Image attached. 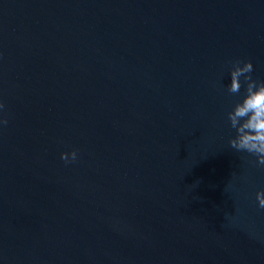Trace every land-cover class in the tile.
<instances>
[{
  "label": "water",
  "instance_id": "1",
  "mask_svg": "<svg viewBox=\"0 0 264 264\" xmlns=\"http://www.w3.org/2000/svg\"><path fill=\"white\" fill-rule=\"evenodd\" d=\"M238 58L264 0H0V264H264Z\"/></svg>",
  "mask_w": 264,
  "mask_h": 264
},
{
  "label": "clouds",
  "instance_id": "2",
  "mask_svg": "<svg viewBox=\"0 0 264 264\" xmlns=\"http://www.w3.org/2000/svg\"><path fill=\"white\" fill-rule=\"evenodd\" d=\"M229 64L231 82L227 86L228 93H240L241 77L246 85L243 99L237 101L227 113L231 127L236 130V135L230 139L229 144L237 152H247L255 156V165L264 169V80L253 78L254 66L250 59L238 58ZM4 111L5 104L0 100V127L8 124ZM77 158V149H73L71 153H61V159L66 164L75 162ZM256 201L257 207L264 210V188L256 192Z\"/></svg>",
  "mask_w": 264,
  "mask_h": 264
}]
</instances>
